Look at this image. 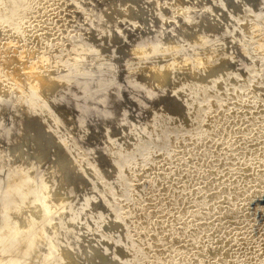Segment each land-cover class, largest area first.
Returning <instances> with one entry per match:
<instances>
[{"label": "rangeland", "instance_id": "rangeland-1", "mask_svg": "<svg viewBox=\"0 0 264 264\" xmlns=\"http://www.w3.org/2000/svg\"><path fill=\"white\" fill-rule=\"evenodd\" d=\"M105 1L93 0L89 4L90 0H35L37 5L33 2L32 10H27L29 18L28 13L25 14L27 18L23 16L27 26L24 25L23 31L10 28L11 32L8 25H0V54L4 50L13 57L26 50L27 62L36 56L45 59L38 63L46 62L43 72L48 71V75L57 78L63 76L67 89L62 94H72L68 99H53L51 106L69 104L75 108L52 134L56 144L42 156H38L39 146L44 144L45 136L40 137L36 132L41 125L38 118L34 119L31 128H26L22 137L15 134L22 119L9 118L0 123V208H7L6 213L0 209L1 245L5 247L19 237L13 232L22 217V213L14 212L2 173L4 169L20 168L31 176L37 189L61 188L63 196L70 202L68 210L73 213L79 210V200L88 189V178L93 191L102 187L112 193L99 209H86L74 222L89 224L84 244L101 245L98 259L107 253L110 245L120 244L122 251L113 257L126 260L121 264H169L174 259L173 264H264V87L260 91L264 81L261 85L256 84L264 74V51L249 35L252 28L264 23V12L256 14L250 8L241 9L239 0H219L217 12L212 13L209 10L213 0ZM260 1L264 9V0ZM148 2L157 3L160 8L150 14L156 23L151 28V37L141 40L135 10L145 7ZM121 7L126 9L123 22L129 30L124 34L116 31L108 40V17L118 28L123 23L119 18L123 15L119 12ZM199 18L203 19L197 23ZM165 23L172 27L174 35L169 41H159L153 49L155 36L167 26ZM15 31H21V37ZM194 33L203 34L201 43H190L185 39L186 35ZM220 38L222 47L218 42ZM76 46L84 53L85 60L81 63L70 56ZM137 49H150V60L158 66L182 54L219 53L209 55L208 68H200L195 74L173 71V76L180 74L181 87L210 77L199 93L193 90L185 93L184 100L195 105L189 116L182 117L183 114L177 112L182 95H174L165 108L159 109L158 102L172 88V82L161 92H152L149 85L132 79L128 82L133 89L129 97L132 105L128 106V103L123 110L115 109L114 112L103 104L92 106L98 100L109 103L114 109L118 93L127 89L120 82L110 85L109 79L122 82L126 72L139 67L140 61L134 55ZM103 56L104 61L101 60ZM0 61L5 65L9 58L6 63L4 59ZM52 69L56 70L51 72ZM213 69L231 74L220 80ZM103 72L108 73L103 75ZM207 73L210 74L208 77ZM88 80L92 81L90 85ZM15 96L18 98V94ZM6 100L1 102L3 106L12 101ZM80 104L88 106L77 109ZM55 112L61 114V109ZM91 118L97 119L94 130L84 131ZM142 121L146 122V127L140 130ZM95 134L101 135L92 145ZM67 135L72 136L65 145H60ZM98 142V147L113 143L114 150L87 149L88 144L94 147ZM60 157L79 159V170L83 173L96 158L103 165L73 182L79 172H74L68 165L57 167L55 163ZM110 167L115 172H123L118 189L103 181L104 172ZM204 186H210L213 192ZM32 197L36 199L37 194ZM108 212L123 217L118 228L119 238H113L111 230L97 224L99 216ZM11 215L13 218L9 220ZM53 220L56 219L43 224L44 230L53 224ZM156 221L159 228L164 225L163 230L160 229L164 238L169 237L161 243H157L158 234L153 235L148 230ZM29 226L22 227V231L26 233ZM122 232L126 235L121 236ZM52 242L56 243L53 251L57 257L64 259L69 255L74 264H86L88 254L82 244H75L69 230L61 228L46 233L39 245L40 251L46 253ZM196 246L201 249L197 250ZM180 247L189 252L181 248L182 252ZM205 247L211 249L206 252ZM191 250L195 255H191ZM35 264L56 263H46L41 258Z\"/></svg>", "mask_w": 264, "mask_h": 264}, {"label": "bare ground", "instance_id": "bare-ground-1", "mask_svg": "<svg viewBox=\"0 0 264 264\" xmlns=\"http://www.w3.org/2000/svg\"><path fill=\"white\" fill-rule=\"evenodd\" d=\"M33 2L32 0H0V25L2 24H5L6 26L8 25L9 30L10 28L12 30L13 29L22 30V28L24 29V27L26 26L25 25L26 23L24 24L23 20L25 21V18L27 17L29 18V13L27 12V10L30 8V5H32ZM90 2L89 4H92L93 0H90ZM106 2L109 3L110 1L107 0L105 1V3ZM149 2L147 3L145 7L138 8L135 10V16H136V22H137L136 27L138 26L141 40L151 37V28L152 26L156 25V23L150 14L155 9L160 8L157 3H149ZM95 3H97V1L94 2V4ZM35 4L36 3L34 2L33 5ZM219 4H220L219 0H213L212 7L210 8L209 11L211 13L217 12V7L219 6ZM238 7L241 9L250 8L254 10L253 12L256 14H260L264 12V9L262 8V4L260 0H239ZM125 10L126 9L124 7L119 8V12L123 14L121 15V17H119L121 18L120 20L121 22L126 20V16L124 15ZM26 13H28L27 17L25 15ZM23 16L25 18H23ZM206 18H208V14H206ZM202 19L203 18H199L197 20V23H199ZM27 23L29 22L27 21ZM215 23L219 24V21L215 20ZM106 24H108L106 25L108 29V36H107L108 40L111 39L112 34L115 33L116 31L118 33L124 34V33H127L129 30V27L126 26L125 22L121 23V25H119V27L116 28V26L113 23H111V19L109 17H108ZM165 24L167 26L162 27L159 33L155 36L156 42H155V46H153V49L158 45L159 41L161 42H166L167 40L169 41L171 37L174 35V30L172 29V27L168 23H165ZM29 25L30 23L28 24V26ZM211 26L213 27L215 26V24H212ZM258 26H257L258 28L257 27L252 28L249 31V35L252 39H256V41H258L259 43L258 45H260L264 51V23L261 24V26L260 25ZM1 27L2 26H0V28ZM29 27L26 30H28ZM12 30L10 31L12 32ZM17 32L18 31H15V34H17ZM20 33L21 31L18 32L19 37H21ZM206 34H207V31H206ZM185 39L190 43H201L204 39V36L203 34L200 35V34L194 33L189 36L186 35ZM218 42L220 46L223 44V40L221 38L219 39ZM230 48L233 49L232 46H230ZM24 51H22V53L17 52L18 55H14L13 57L10 56V53L8 51H4V50H3V53L0 54V59L1 60L4 59L5 63H6L7 58H9V61L5 65H3L2 62L0 61V123H4L8 121L9 118L10 119H15V118L22 119L21 120L22 124L16 127V133H15L19 135L20 137H22L23 135H25L26 128H31V125H33L34 119L38 118L41 122V125L37 128L36 132L38 136L40 137L45 136L44 144L41 143L39 146L40 154L38 156H42L46 154L47 149L50 146L56 144L53 137H51L52 134L61 126V123L66 118H68L73 111H75V108L69 104H62V105L57 104L56 106H51V101L55 98L62 97V99H68L70 96H72L70 92H65L64 94H62V92H64L67 89V82L63 76L57 78V76L55 75H48L47 74L48 71L47 73L43 72L46 62L38 65L39 62H41L42 60H45L43 58H39L40 56L38 58L36 56V58H34L33 61H28V62L25 61L26 55L28 53ZM150 53H151L150 49L148 50L137 49V51L135 50L134 55L140 61L139 67H137L135 70L131 68L133 69V71L130 70L126 72L123 78L124 80L122 82L115 80L113 78L109 79L110 85L113 82H120L127 89V91L120 90V93H118V99H117L118 103L117 101L115 102L116 106L114 105V109L112 106H110L109 103L101 102V101L99 102L98 100H96V103L94 101V104L91 103L92 106L101 107L102 106L101 104H103L104 107L110 108V112H114L113 110L115 109L123 110L128 103H129L128 106L132 105L130 101L131 99H129V97L133 89L128 85V82L132 79H135L136 81L138 80L141 84L149 85L151 87L152 92H158L161 89H163L169 82H172L173 83L172 88L165 94V96L162 98V101L158 102V107L159 109L162 107L165 108V104L172 97H174V95H182L183 97L179 104L180 106H178L177 112L183 114L182 117L189 116L193 112L195 105L189 102H186L184 100L185 93L191 90L196 91V93H199L200 91L198 90L200 88L202 89L203 86L207 84V81H209L210 77L200 82L193 81L191 83H188L184 87H181L180 86V82H181L180 74L173 76V71L188 72L191 74H195L196 71L200 68H205V69L208 68L209 59L207 58H209L208 57L209 55H212V54L216 55L219 53L208 51L207 54L204 53L202 55L201 54L200 55H197V54L187 55L186 54L184 56V54H182L174 59L167 60V62L164 65L161 64V66L160 65L158 66L157 63L156 64L152 63L154 61L150 60L152 59L150 58V55H149ZM70 56H72L73 57L72 59H75V61L78 63H81L83 60H85L83 50L79 46H76L72 49V51L70 52ZM102 58L103 59L101 60L104 61L105 59L104 56ZM226 60H228V57H226ZM103 63H106V62H103ZM262 64L264 68V62ZM103 66H105V64H103ZM53 70L54 69H52L51 72ZM212 72H214L216 77L219 78L220 80L226 79L231 74V72H225L224 70H214ZM64 73L66 72L64 71L63 74ZM89 73L93 75L95 72H89ZM107 73L108 72H103V75H107ZM206 75H207L206 77H208L210 74L207 73ZM263 81H264V74L262 75V78H260L257 81L256 84L261 85L263 84ZM91 82L92 81L88 80L87 84L90 85ZM263 87L264 85L260 88V91L263 89ZM258 88L259 86L257 87V89ZM15 93L18 94V98H16ZM13 97H15V99H13ZM9 98L12 99V101H8L7 104H5L8 106H3L1 102L7 101L6 99H9ZM119 98H120V102H119ZM87 106H88L87 104H80L77 107V109H82ZM58 109H61V114H57L55 112ZM96 121H97L96 118H91L87 122L83 130L84 131H88L90 129L94 130ZM144 127H146V122L142 121L140 130L143 129ZM100 135L101 134H95L93 136L91 140L92 145L95 144V142H97L96 140L100 137ZM69 136H72V135H67L62 141L59 142V144L62 146L65 145ZM98 146H99V142L94 147H91V145L88 144L87 149L89 150L91 148H97ZM97 149L99 152H108V151L110 152L111 149L113 151L114 150L113 143L107 144L106 146H103V147H98ZM260 164H262V162ZM55 165L57 167H63L64 165H68L70 169L73 170L74 172L76 173L79 172L73 179V182H76L77 180L78 181L81 180L79 178L84 177V174L87 175V173H93L94 171H96L98 168H100V166L103 165V163L101 162V160L99 161V159L96 158V160L94 161L92 165L86 167L87 172L85 173L79 170V167H80L79 159L69 160L64 157H60L56 161ZM260 166L263 167L264 165L263 166L260 165ZM261 169L259 170L261 171ZM243 170L245 172L246 169H243ZM256 171L258 172V169ZM122 173L123 172L121 171L115 172L114 168L110 167L107 169L106 172H104L103 181L108 182L112 186L113 189H118L122 184V181H121ZM2 175H3V180L6 182V193L12 199V206L14 207V212L22 213V217L21 219L18 220V225H16V229L13 232V235L19 236V237L14 242L7 244L5 247L4 245L2 246L1 245L2 242H0V264H35V261L40 260L41 258L45 259L46 263L54 262L56 264H74L73 258H71V256L69 255L64 256V259L63 257L59 258L55 255V252L53 251L56 245L55 242H52L51 245H49L48 251H45L46 253L41 252L39 249V245L43 239V236L46 233L59 231L61 228L72 232L75 238V244L80 243L84 246L83 248L85 252L88 254L86 264H121L126 261L125 259H116L113 257L114 254L120 253L122 251L121 250L122 247L120 246V244L110 245V247H108L109 250H107V253L101 259H98V255L100 254L101 249H102L101 245L99 243L97 245V244H91L87 242H86L87 244H84V242L86 241L85 235L90 229L89 224H81L79 222L78 224L74 223L79 219L81 215L84 214L86 209L92 208V209L97 210L99 209L100 205H104L106 203V200L112 195L110 191L102 187H98L96 190L93 191L90 185L91 184L90 178H88V181H86V183L89 184L88 189L79 200V203H78L80 205L79 210L73 213L68 210L70 202L66 197L63 196L61 188H54V187L46 186L44 188L37 189L35 188L32 182L31 176L24 174L20 168H11L10 170L4 169V172L2 173ZM0 177L2 179L1 175ZM94 179L96 180L98 178H94ZM103 181H102V184H103ZM207 185L208 183H206V186ZM209 187H206V188L209 189ZM211 192L213 191L211 190ZM32 194H37V198L33 199ZM0 209L6 213L7 208L5 206L1 207ZM160 215H161V211H160ZM10 218L11 219L9 220H12L13 216L11 215ZM53 218H55L56 220L55 221L53 220V224L49 226L46 230H44L43 224L47 220H52ZM122 219L123 217L121 214L115 215L111 212H108L106 214L99 216V218L97 219V224L106 227L108 230H111L112 237L117 238L118 228L120 227ZM29 220H30V223H29ZM72 222L74 223V225H72ZM159 223H161V220ZM27 224H30V226H29V229L26 231V233H24L22 231V227L26 226ZM144 224L145 223H143V225ZM159 225L160 224H158V222L156 221V224L153 227L149 226L148 228V230L150 229L149 231L152 232L153 235L154 233L158 234L157 235L158 238L156 239H159L157 240L159 242L156 241L157 243H161L163 242L162 241L163 239L169 238L168 235L164 238L165 235H163L162 233L163 232L162 228L164 227V225L160 226V228H159ZM160 229H162L161 230L162 232L160 231ZM179 230H181V228H179ZM187 233L189 234L190 232L188 231ZM120 235L125 236L126 234L122 232ZM188 238L190 240L191 236H189ZM183 243H185V241ZM189 243L187 244L189 245ZM205 245L202 244V246H205ZM181 248L183 247H180V250ZM196 248L197 250L199 249L198 246H196ZM208 248L211 249L210 247ZM185 249L183 248V250ZM204 249H206V247ZM207 249L205 250L206 252H207ZM194 250L196 251V249ZM193 251L191 255L193 254ZM173 255H170V257H172ZM176 255H175V258H177ZM180 255L182 257L183 253ZM196 256H197V253H196ZM189 258H187V260H189ZM173 261L172 263L169 262V264H173ZM174 263H176V261Z\"/></svg>", "mask_w": 264, "mask_h": 264}]
</instances>
